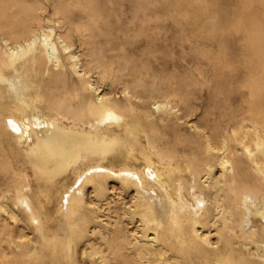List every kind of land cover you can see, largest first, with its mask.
Segmentation results:
<instances>
[{"label": "bare ground", "instance_id": "obj_1", "mask_svg": "<svg viewBox=\"0 0 264 264\" xmlns=\"http://www.w3.org/2000/svg\"><path fill=\"white\" fill-rule=\"evenodd\" d=\"M76 5L90 8L89 3ZM40 10L38 6L23 9L16 0H0V83L7 88H0V124L14 146L7 149H15L3 160L14 201L9 211L0 205V229L9 234L6 264H44L32 242L21 244L14 236L19 221L14 208L29 213L47 245L72 249L77 226L73 215L85 206L79 202L82 192L81 197L77 192L78 203L73 196L80 188L78 181L81 177L100 181L108 175L130 191L112 200L106 185L105 193L95 200L94 214L85 226L96 224L89 232L101 241L105 253L97 248L87 251L89 264H95L92 259L100 253L98 264H238L236 253L239 260L246 254L264 263L263 33L256 32L243 43L260 57L259 72L248 74L242 83L248 90L244 101L248 116L242 115L230 133L217 128L204 132L201 125L195 126L203 145L196 154L182 142L171 145L154 134L156 119L148 112L136 115L128 93L123 107L107 93L100 95L85 69L95 63L110 73L111 67L91 49L90 61L79 70L80 60L69 51L68 39L42 29ZM262 15L259 23L264 22V10ZM30 21L41 27L38 33L31 30ZM52 80L61 81L70 96L76 97L78 90L89 93L85 107L73 108L57 89L47 88ZM159 93L162 100L154 110L179 120L175 104L186 101V95L171 83ZM90 157L93 161L81 163ZM6 212L9 219L2 225ZM40 216L55 229L52 237L43 232ZM63 224L69 227L67 240L61 232ZM212 230L215 239L209 236ZM73 263L82 264L75 259Z\"/></svg>", "mask_w": 264, "mask_h": 264}, {"label": "rangeland", "instance_id": "obj_2", "mask_svg": "<svg viewBox=\"0 0 264 264\" xmlns=\"http://www.w3.org/2000/svg\"><path fill=\"white\" fill-rule=\"evenodd\" d=\"M16 1L23 9L37 6L41 8L38 13L42 18V29L55 37L60 33L68 39L69 51L80 60L79 70L90 61L92 49L106 66L111 67L110 73L104 72V67L97 68L95 63H90L89 68L85 69L88 79L100 91V95L107 93L123 107L127 103L124 94L128 93L134 105L133 112L136 115L141 112L151 113L157 121L153 133L164 136L171 145L182 142L188 152L198 154L203 145L196 134L195 126L201 125L204 132L217 128L221 133H230V130L238 125L242 115L248 116L244 102L248 97V90L242 83L248 74L259 72L260 57L253 54V50L245 47L243 43L244 39L256 32L264 35V22L259 23L263 20L264 0ZM79 2L89 3L90 8L77 6ZM57 6L62 10L56 12ZM20 17L24 18V15ZM28 25L33 32L40 31L41 27L36 22L30 21ZM261 51L262 49L257 53ZM43 80L44 83L48 82L46 77L42 78ZM167 83H171L186 95V101H178L175 104L179 120L168 116L163 110L153 108L162 100L159 91L165 89ZM48 84L47 88L57 89L60 98H66L73 108H84L89 100V93L81 90H78L76 97L70 96L69 90L62 87L61 81L55 84L52 80ZM0 88L5 91L6 84L0 83ZM159 118L163 119L162 123H158ZM0 119L1 123L3 118ZM147 128L149 130L150 126H146ZM7 134L0 124V151L4 153L0 152V205L9 211L14 203L13 190L10 186L11 177H8L5 171L3 160L7 153L15 154V149L11 150L14 146L9 142ZM3 139H7V142ZM9 146L11 148L7 149ZM89 161H93V157L81 163ZM77 168L76 166L75 169ZM83 178L78 181L83 190L77 188L73 195L78 203L79 198L77 199L76 195L79 193L81 197L82 192V201L79 202L81 205L85 204L73 215V220L77 223L75 232L73 231L72 249H76L71 251L75 252L73 258L70 257L71 247L64 250L59 244L47 245L40 240L42 236L37 232V225L35 226L33 220L28 217L29 213L24 209L14 208L19 218L14 236L18 237L21 244H25L27 240L32 242L44 264H74V259L75 262L89 264L88 257L94 248L105 253L101 241L95 240L89 232V227L96 224L90 222L89 226H85L86 220L92 219L93 204L105 193L106 185L110 187L109 198L112 200L128 195L130 190L122 187L118 178L112 175L102 176L101 182ZM93 185H96V188ZM65 200L64 198L63 202ZM88 215L89 217H86ZM41 217L43 232L52 237L55 229L47 227L48 223ZM7 219V212L2 213V225H5ZM58 219L63 221L61 216ZM66 226L68 225L63 224L61 227L65 239L69 229ZM151 233L152 231H149L150 235ZM215 233L216 231L212 230L209 236L215 239ZM8 238V231L1 228L0 264H6L9 252ZM78 245L82 246V250ZM239 255H234L238 264H264L261 259L246 254H242L243 262L239 260ZM94 256L92 260L98 264L102 260L101 253ZM33 261L34 259H29L30 263Z\"/></svg>", "mask_w": 264, "mask_h": 264}]
</instances>
